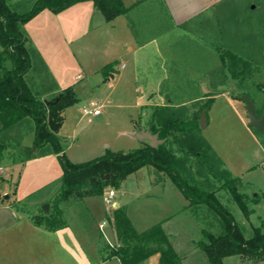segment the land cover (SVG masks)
<instances>
[{
  "label": "rangeland",
  "instance_id": "374dc122",
  "mask_svg": "<svg viewBox=\"0 0 264 264\" xmlns=\"http://www.w3.org/2000/svg\"><path fill=\"white\" fill-rule=\"evenodd\" d=\"M12 1L20 12L29 10L35 2ZM135 1L124 0L127 6ZM75 8H66L62 13L44 9L24 25L30 46L39 52L38 56L32 54L34 80L45 89L57 87L61 91L72 86L78 98L65 109L57 133L68 159L78 163L107 151H130L144 143L136 134L149 123L155 107L169 100H183L191 115H201L200 106L207 100L205 89L206 93L225 90L214 94L202 135L249 191L250 196L245 199L248 210L239 206L227 188L216 187V195L246 237H251L256 227L264 231V198L248 201L264 191V133L257 134L248 125L245 102L238 98L248 90L256 106L264 107V90L258 87L264 84V0H224L216 5L209 19L188 29L171 27L162 0H145L143 5L110 21L100 10H80L77 14ZM145 38L149 39L144 46L141 41ZM225 50L248 59L251 71L245 80L229 79L216 88L213 83L224 78L221 53ZM108 63H115V74L105 80L101 70ZM193 92L198 97L190 99ZM92 101L101 109L99 114L84 112L85 107H93ZM32 127V121L26 120L5 133L10 134V141L5 143L3 167L22 162L14 178L21 199L32 211L44 212L46 203L49 211H54L63 168L50 145L27 158ZM205 175L209 183L219 184L220 178L210 172ZM155 178L159 181L154 182ZM192 182L206 190L214 188L202 176ZM111 188L116 192L112 200L127 205L140 228L155 221L153 218L164 204L174 209L181 201L186 203L171 178L147 165L103 194L74 197L79 199L66 207L62 220L69 219L77 228L87 223L96 230L97 221L107 222L108 217H113L115 207L107 202ZM202 207L198 214L187 209L165 224L161 222L185 264H209L207 255L195 242L205 239L203 229L215 234L224 231L221 217L208 206ZM225 264L264 261L242 263L238 255H231Z\"/></svg>",
  "mask_w": 264,
  "mask_h": 264
},
{
  "label": "trees",
  "instance_id": "16d2710c",
  "mask_svg": "<svg viewBox=\"0 0 264 264\" xmlns=\"http://www.w3.org/2000/svg\"><path fill=\"white\" fill-rule=\"evenodd\" d=\"M81 1L86 0H35L29 10L20 12L14 9L17 5L12 0H0V166L7 149L5 143L10 141V134L5 133L31 120L33 147L27 149V158L35 157L37 149L50 145V151L59 155L63 168L54 198L55 210H45L41 215L33 216L34 221L49 229L57 227L62 220V201L71 197L103 194L107 188L119 186L129 174L152 165L157 172L171 178L190 205H206L221 217L224 231L215 234L203 229L205 239L197 242V247L207 255L209 264H225V257L231 255L264 260V231L256 227L254 234L246 237L234 215L216 195V187L229 189L239 206L247 211L246 197L240 191L241 178L233 176L224 166L217 152L202 135L201 115L196 112L191 115L190 109L183 105V100H169L154 108L148 126L152 133H158L163 140L157 146H151L148 140H144L142 145L126 152L107 151L94 159L78 163L68 159L57 133L63 124L65 109L78 98L72 86L65 87L52 97H45L49 92L53 95L58 88L45 89L42 84L40 88L34 80L32 54L38 56L39 52L30 46L24 25L44 9L60 12ZM93 2L109 21L118 15L128 14L138 4L127 6L124 0ZM188 26L187 23L180 27L188 29ZM221 61L224 78L213 83L214 87L226 84L229 79L242 81L248 78L252 65L248 59L225 50L221 53ZM114 66L115 63H108L102 68L105 80L114 77ZM258 87L264 90V84L260 83ZM223 91L204 93L207 100L200 109H209L214 94ZM246 92L249 93L248 90L243 93ZM195 93L190 99L198 97ZM256 108L260 115L264 113V107L257 105ZM252 129L257 134L264 133V130ZM261 142L264 145L263 137ZM209 172L223 180L219 179L218 185L209 183L210 179L205 175ZM197 176H202L214 188L206 190L192 182ZM112 218L118 244L108 245L106 258L118 257L122 264H144L150 255L159 252L160 264H183V257L171 244L161 222L138 231L122 207L115 208Z\"/></svg>",
  "mask_w": 264,
  "mask_h": 264
},
{
  "label": "crops",
  "instance_id": "0c3cea01",
  "mask_svg": "<svg viewBox=\"0 0 264 264\" xmlns=\"http://www.w3.org/2000/svg\"><path fill=\"white\" fill-rule=\"evenodd\" d=\"M144 1L145 0H137L133 4L138 3L136 6L138 7L143 5ZM223 1L224 0H163V4L167 11V18L169 19L171 27L181 29L180 26L183 24L188 23V27L190 28L198 21H206L210 18V15H212L216 5ZM90 2L92 4H86ZM70 7H77L75 8L77 14L80 10L83 12L98 10L93 0L81 1ZM62 12L64 11H60V13ZM148 39L149 38L142 39L141 44L144 46L145 44L147 45ZM56 91H60V89L58 88ZM223 92H225V90ZM50 94L51 92L45 94V97ZM144 127L149 126L147 124ZM31 140L33 141V135L31 136ZM21 163L20 161H14L10 164L12 166L6 168L3 167V163L1 165L4 169L3 174H0V264H122L118 257L106 258L108 245L118 244L112 217H108L107 222L102 220L97 221V223H95L96 230L94 231L87 223H82L80 224L81 227L77 228L74 222L72 223L69 219L61 220L57 227L51 229L47 228L45 225L37 224L33 216L41 215L42 212L32 211V209L27 207V203L24 202L21 199L22 196L18 194L17 182L14 181L19 171V164ZM157 179L158 178H155L154 182L159 181ZM243 188L244 184L242 182L240 191L244 193L247 199V197L250 196L249 191ZM89 197L92 196L83 198ZM183 197L186 203H182L183 201H181L180 205H177L175 208L173 207L174 209H169L167 207L169 205L166 206L164 204L160 212L153 218L155 221H152L149 225H145L143 228L137 226L129 213L127 205L116 201L115 208H124L135 228L138 231H143L159 222L165 224L174 215L181 214L187 209L192 211L195 210V214H198L197 211L199 212L203 209L202 206L190 205V201L185 196ZM261 198H264V191H262V194L256 193L255 197H252L251 200L248 201L258 202ZM74 199L79 198L71 197L61 202L60 208L63 211L62 218L67 212L66 207L70 203H73L75 201ZM88 206L92 208L90 203ZM90 213L92 216L93 211L90 210ZM163 228L165 229L164 226ZM108 234L111 236L113 242L108 240ZM197 242H195L196 246ZM174 248L176 249L175 246ZM227 257H225V259ZM238 257L242 263L264 261L243 258L239 255ZM144 264H160V253L157 252L150 255ZM183 264H185V258H183Z\"/></svg>",
  "mask_w": 264,
  "mask_h": 264
},
{
  "label": "water",
  "instance_id": "95a60500",
  "mask_svg": "<svg viewBox=\"0 0 264 264\" xmlns=\"http://www.w3.org/2000/svg\"><path fill=\"white\" fill-rule=\"evenodd\" d=\"M205 92L207 90L205 89ZM238 98L244 100L246 106V117L248 118V125L250 127L257 128L259 130H264V113L260 115L257 112L256 103L254 99L251 98L250 94L243 93L238 96ZM208 108H204L201 111L200 125L201 127H205L208 122ZM138 138L141 140H148L151 146H157L158 143H161L163 140L159 138L158 133H152L149 127H141L137 134ZM44 209L49 210V203L44 204Z\"/></svg>",
  "mask_w": 264,
  "mask_h": 264
},
{
  "label": "built area",
  "instance_id": "2783aa9c",
  "mask_svg": "<svg viewBox=\"0 0 264 264\" xmlns=\"http://www.w3.org/2000/svg\"><path fill=\"white\" fill-rule=\"evenodd\" d=\"M91 105L93 106L92 108L85 107L84 112L85 113H91L93 112L94 114H99L101 109L99 106L96 105L95 101H92ZM3 173V167L0 166V174ZM115 195L114 189L109 190V197L107 198V202L111 204V206L115 207V201L112 200V196ZM103 225V224H102Z\"/></svg>",
  "mask_w": 264,
  "mask_h": 264
}]
</instances>
